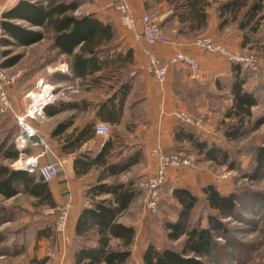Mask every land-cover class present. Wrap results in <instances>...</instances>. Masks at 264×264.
Returning <instances> with one entry per match:
<instances>
[{"label": "crops", "instance_id": "1", "mask_svg": "<svg viewBox=\"0 0 264 264\" xmlns=\"http://www.w3.org/2000/svg\"><path fill=\"white\" fill-rule=\"evenodd\" d=\"M21 1L50 7L49 2L53 0H0V5L5 6V10L1 13L2 20L18 24L42 35L40 40L33 43L19 44L16 38L1 26L3 32L0 40L6 38L10 42L0 43V49L16 43L20 45L24 53L22 59L25 60L22 64L28 63L29 75L24 81L18 79L5 87L12 109L0 114H7L12 118L17 124V131L15 128L0 136L2 139H8L3 150H6L10 144H15L11 137L17 136L19 132L16 115L26 113L28 105L34 98L27 94L30 92L32 96L37 94L39 81L41 83L43 81L42 86L46 84L44 88L50 89L60 84H72L70 95L63 98V101L54 99L45 105L49 107V110L58 108V112L46 114L43 109V117L27 119L38 130V137L44 139L47 144V148L30 146L27 152L34 155L44 153L40 161L53 162L51 152L52 147L55 148L54 138L64 137L65 139L59 150L55 148L63 156L61 172L48 182L55 204L44 203L48 208L44 212L50 216L44 217L40 225L33 228V236L35 241L46 244L54 235L57 239L56 247L61 251L60 256L64 250L67 264H74L75 226L82 207L89 203L85 191L103 169V167H94L89 173L78 177L74 167L76 156L85 151L95 154L110 137L115 140L124 138L127 147L118 149L120 153L115 155L112 161H119L137 150H142V158L128 171L119 174L120 178H117L119 175L109 176L107 181L127 182L131 178L138 180L139 177H150L155 174L158 160L151 154L153 148L158 147L171 154L178 151L177 147L189 145L186 141L178 142L175 139V132L180 125L191 126L202 138L219 144L213 138L216 129L211 121H213L212 115L219 106H224L227 110L232 104L229 91V82L234 74L232 62L220 54L205 51L196 44V40L201 37H210L228 49L236 50L241 47L243 41L242 30L238 28L237 21L233 20H229L225 26H220L223 18L220 16L219 5L227 0H123L135 17L133 27H128L121 21L120 12L115 8V4L120 0H76L79 6L73 12L75 16L93 14L104 25L111 26L112 35L97 46L87 47L83 52L82 44H79L72 53H69L56 44L61 32L55 28L54 21L61 19L63 15L55 14L50 19L46 18L44 24H33L25 18L6 17V13L16 8ZM72 1L74 0H55L54 2L58 4ZM145 14H149L160 23L167 34V42L154 45L147 43L143 37L142 17ZM230 25H234L236 30L229 33ZM177 51H186L198 58L202 67V76L199 79L192 78L186 66L180 63L169 67L167 79L163 83L146 71L145 66L149 62L150 53L168 59ZM77 54H83L87 59L97 57L98 67L94 68V65L90 64L86 67L76 65L77 72L81 71L76 73ZM16 65L15 63L6 68H14ZM122 97L123 106L120 108ZM44 99L41 103H46ZM177 110L189 111L199 119L203 117L204 122L201 124L184 122L174 115ZM110 111L120 112L119 123L109 120ZM67 121H70V125L62 132L55 133L56 128ZM100 123H107L110 131L111 128L115 129L116 136L111 133L108 137L96 135L95 126ZM86 127L90 129L89 137L81 140L80 146H69L70 142ZM0 159L14 160L5 158L3 153H0ZM196 168L194 166L169 167L164 187L168 183L173 184L171 194L174 187L183 186L202 195L196 183L204 179L206 183H216L223 193L234 191L228 186H225L228 189L222 190L221 178H209ZM36 177L39 178L37 174ZM164 187L161 199H164ZM140 189L142 194V188ZM140 194L118 216L119 221L135 228L139 226V220L135 221L132 218L135 217V213H139L134 206L141 198ZM0 195L6 199L15 197L7 198L2 193ZM49 209H67L68 227L63 238L54 233V225H44L47 220L52 222L54 217V214L47 213ZM124 212H130L129 220L120 217ZM136 230L137 237L133 252L138 249V262L143 264V252L149 242L141 238L137 242L139 230ZM22 252L21 247L16 248V254Z\"/></svg>", "mask_w": 264, "mask_h": 264}, {"label": "trees", "instance_id": "2", "mask_svg": "<svg viewBox=\"0 0 264 264\" xmlns=\"http://www.w3.org/2000/svg\"><path fill=\"white\" fill-rule=\"evenodd\" d=\"M54 1L49 2L50 7L21 1L16 8L6 13V17L25 18L33 24H44L46 18L50 19L55 14L63 15L61 19L54 21L55 28L61 32L56 44L69 53H72L79 44H82L83 52L87 47L97 46L105 38L111 37V26L104 25L93 14L81 16L73 14L79 6L78 1L58 4ZM219 11L223 18L220 26H225L229 20L237 21L238 28L245 32L241 45L246 46L247 43L253 41L249 39L248 34H257L264 20V0H227L219 5ZM1 26L14 36L19 44L33 43L40 40L42 36L39 32L30 31L6 20L1 21ZM9 42L6 38L0 40L1 44ZM18 58L15 56L7 59L0 65L10 66L15 64ZM87 64L97 68L99 64L97 57L87 59L83 54L76 55V73H81V71L77 72V66L86 67ZM232 70L234 74L229 82L232 104L226 110L225 118H232L235 122L226 126L224 135L228 139L238 140L264 124V117L251 124L253 107L258 104V97L252 90L245 87L247 75L242 65L232 63ZM122 106L123 97L120 101V108ZM44 110L46 114L59 111L58 108L49 110L48 106ZM119 116L120 112H109V120L113 123L120 122ZM69 125L70 121L60 124L55 133L62 132ZM89 132V127L81 130L69 146H80L81 140L89 137ZM174 136L178 142H188L191 150L205 160L221 165L229 163L230 167L234 168V163L230 161L228 148L202 138L191 126L180 125ZM7 142V138L2 139L0 136V153H3L5 158L15 159L19 151L14 143L3 150ZM119 142V139L115 140L110 137L95 154L88 151L80 152L74 160L78 177L89 173L94 167H103L96 180L90 183L85 191L89 203L82 207L75 226L74 264H129L132 258L137 230L134 226L119 221L118 216L140 194L139 182L136 178H131L127 182H110L107 178L128 171L131 166L141 160L142 150L132 152L125 158L114 162L112 158L120 153L118 151ZM253 162V171L247 177L257 179L264 171V145L255 149ZM20 186L25 192L37 197L41 203L55 204L48 182L40 177L37 178L36 174L20 169L14 170L7 165L0 164V193L7 198L15 196L20 192ZM201 192L211 210L208 214V225L188 226L190 214L201 196L187 187H174L172 196L179 204L177 219H168L165 222L167 242L164 245L159 247L156 243L149 242L143 252V264H205L204 258L213 255L219 245L216 237L226 235L228 231L223 218L237 214L239 196L236 191L221 192L214 182L203 185ZM183 236L185 239L182 243L178 246L174 245V242L179 241ZM113 241L117 242L116 246L113 245ZM45 262L46 260L42 259L37 264Z\"/></svg>", "mask_w": 264, "mask_h": 264}, {"label": "rangeland", "instance_id": "3", "mask_svg": "<svg viewBox=\"0 0 264 264\" xmlns=\"http://www.w3.org/2000/svg\"><path fill=\"white\" fill-rule=\"evenodd\" d=\"M1 21L2 15H0V26ZM228 29L230 33L236 30V27L230 25ZM241 33L243 37L245 32L242 31ZM248 35L249 39H253L252 42L247 43L246 46L241 45L239 49L228 50L231 54L244 59L239 63L247 75L246 87L252 90L258 97V104L253 108L251 120V124H253L259 118L264 117V20L257 34ZM22 49L17 43L0 49V64L15 56L19 57L16 61L17 65L14 68H6L0 65L4 72L10 76L14 73H19L20 75L16 81L18 79L24 81L29 75L28 63L22 64L25 61L22 59L24 57ZM42 84L43 81L42 83L39 81L37 94L32 97H34L33 100L38 102L46 98V100L44 99L46 101L45 105L54 99H57L56 101H63V98L65 99L72 91L70 88L71 83L60 84V86L51 89L44 88L46 84L43 86ZM82 88L84 90L86 89L85 86ZM185 112H188L192 116L194 123L201 124V122H204L203 117L199 119L189 111ZM225 112V107L219 106L212 115L213 121L211 122L215 124L216 129V134L213 138L216 139V142L229 149L230 161L234 163L233 169L229 163L221 165L205 160L201 155L192 151L188 144L177 147L178 151L175 154L190 159L191 166L197 167L209 178H221V175L228 174L229 179H221L220 188L226 190L228 188L225 186H228L236 191L239 196L237 214L223 218V221L227 224L228 231L226 235L216 237L219 243L218 248H216L212 256L204 258V263L264 264V171L257 179L247 177L253 171L255 149L258 146L264 145V124L238 140H231L224 135V130L228 124L235 122V120L225 118ZM41 116H44V112ZM15 128L17 131V124H15L12 118L7 114H0L1 135H5ZM110 133L116 136L115 129L112 130L111 128ZM120 138L121 141L118 144V149H124V147H127L126 140L122 137ZM11 139L15 141L16 136L11 137ZM64 140V137L54 138L55 148L59 150ZM55 148L52 147L51 160L56 163H61L63 156ZM0 163L12 168V161L10 160L5 161L0 159ZM120 177L121 175L117 178ZM148 178L149 176L138 178L139 186L142 188V194H140L141 198L134 206V209L137 208L139 213H135V217L132 219L135 221L139 220V226L136 228L139 230V239L137 242L140 238L147 239L148 242L152 241L161 247L167 242L165 222L168 219H177V208L179 204L171 194L173 184L168 183L163 190L164 199L160 200L159 211L157 213L149 211L147 209V191L141 185ZM205 183L204 179L196 183L200 191ZM20 190V194L11 199H6L0 195V264H37L42 259L46 260L45 264H67L64 250L61 253L62 256L59 254L61 251L56 247L57 239L54 235L49 238V243L46 244H41L39 241L34 240L33 228L39 226L40 221L50 215L44 212L48 208L43 202L41 203L38 198L26 193L22 186H20ZM200 196L199 202L190 214L188 220L189 227L208 225V214L211 210L203 195ZM61 212V209L55 210L52 213L54 214L52 222L51 220H47L44 225H54V233L59 234L63 238L66 231L61 233L56 227ZM129 214L130 212H124L120 217L124 220H129L131 217ZM67 227L68 214L66 230ZM184 239L185 236L179 241L174 242V245H180ZM116 244L117 242L113 241V245L116 246ZM19 247H21L23 252L16 254V248L19 249ZM129 264H139L138 249L133 252Z\"/></svg>", "mask_w": 264, "mask_h": 264}, {"label": "built area", "instance_id": "4", "mask_svg": "<svg viewBox=\"0 0 264 264\" xmlns=\"http://www.w3.org/2000/svg\"><path fill=\"white\" fill-rule=\"evenodd\" d=\"M115 8L120 12V18L124 25L133 27L135 24V17L129 10L127 4L120 0L115 4ZM5 10L4 5H0V15ZM143 22V37L147 43L154 45L168 41V37L164 32L162 26L149 14L142 17ZM2 28L0 26V38L2 36ZM196 44L210 53H217L225 57L229 62L239 63L242 58L233 55L228 48L218 43L210 37H201L196 40ZM183 64L189 70L190 75L194 79H199L202 76V67L196 56L186 51H177L172 57L164 59L154 53L149 54V62L145 66L146 71L155 76V78L163 83L168 76V70L171 65ZM19 73L8 75L0 67V112H6L12 109L11 100L6 92V85L13 84L19 77ZM27 95L31 96V92ZM45 103H37L32 100L28 105V109L23 115H16L19 132L15 139L16 147L19 151L18 156L12 160L11 167L15 170H25L32 174H37L43 181L50 182L57 177L61 170V163L49 162L42 163L39 155L29 154L27 149L31 147L44 146L47 144L44 139L38 137V130L34 128L29 122L28 118H36L43 114ZM174 115L189 123H194L192 116L185 111L178 110ZM95 133L101 137H108L110 133V126L107 123H100L95 126ZM151 154L158 160L157 170L153 176H150L146 181L141 183L142 187L147 191V209L152 213L159 211L162 188L167 182L169 167H187L191 166L190 159L182 157L179 154H167L162 149L155 147ZM228 174L221 175V179H228ZM55 209H49L47 213H53ZM60 218L57 220V230L61 233L66 231L67 224V209H61ZM51 255V254H49Z\"/></svg>", "mask_w": 264, "mask_h": 264}, {"label": "bare ground", "instance_id": "5", "mask_svg": "<svg viewBox=\"0 0 264 264\" xmlns=\"http://www.w3.org/2000/svg\"><path fill=\"white\" fill-rule=\"evenodd\" d=\"M37 103H41V102H37Z\"/></svg>", "mask_w": 264, "mask_h": 264}]
</instances>
